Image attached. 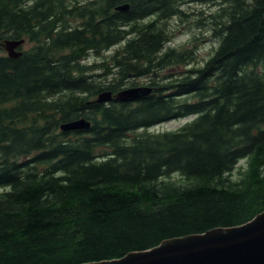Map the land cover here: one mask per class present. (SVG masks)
<instances>
[{"label": "trees", "instance_id": "16d2710c", "mask_svg": "<svg viewBox=\"0 0 264 264\" xmlns=\"http://www.w3.org/2000/svg\"><path fill=\"white\" fill-rule=\"evenodd\" d=\"M215 1L218 46L166 73L196 59L197 37L168 46L186 0H0V264L118 259L264 211V0ZM138 77L150 95L97 102Z\"/></svg>", "mask_w": 264, "mask_h": 264}, {"label": "water", "instance_id": "95a60500", "mask_svg": "<svg viewBox=\"0 0 264 264\" xmlns=\"http://www.w3.org/2000/svg\"><path fill=\"white\" fill-rule=\"evenodd\" d=\"M129 4L116 7L127 11ZM25 39H7L5 50L10 57H19L23 51L18 48ZM153 91L151 86H132L116 95L111 90L101 92L99 103L137 101ZM91 120L80 117L61 125L62 131L87 130ZM83 264H264V211L251 221L233 227H217L203 233L189 234L164 240L156 247L129 252L125 256L100 262Z\"/></svg>", "mask_w": 264, "mask_h": 264}, {"label": "rangeland", "instance_id": "374dc122", "mask_svg": "<svg viewBox=\"0 0 264 264\" xmlns=\"http://www.w3.org/2000/svg\"><path fill=\"white\" fill-rule=\"evenodd\" d=\"M183 9L185 14L175 17L171 23V31L173 33L172 41L168 44L170 47H181L188 45L192 40L197 37V49H196V59L186 68L180 69H166V73H179L182 71H187L193 67H202L206 60L210 57L212 50L216 48L219 44L220 38L213 32V18L212 14L217 13L222 5H219L215 0L199 1V0H186L183 4ZM34 44L30 41H26L23 45L25 50L31 48ZM120 46H114L111 50L105 53V56H109L116 51ZM5 49V47H4ZM7 53V51H4ZM95 57H90L88 63H93ZM88 61V60H87ZM86 61V62H87ZM104 70L98 72L103 73ZM149 83L148 78L138 77L131 78L126 86L135 84V86L144 85ZM184 99L193 100L192 96H187ZM195 116H188L184 118L172 119L149 128V132H163L170 131L180 128L187 121L194 119ZM144 132V130L138 131V133ZM246 168V160H241L237 164V168L232 174L231 178L237 180L240 177V171ZM173 179L180 180V176L177 174L173 175ZM1 192V189H0Z\"/></svg>", "mask_w": 264, "mask_h": 264}, {"label": "flooded vegetation", "instance_id": "af4514ba", "mask_svg": "<svg viewBox=\"0 0 264 264\" xmlns=\"http://www.w3.org/2000/svg\"><path fill=\"white\" fill-rule=\"evenodd\" d=\"M25 43H26V42H25ZM25 43H24V44H25ZM24 44H23V45H24ZM23 45H22V46H20L18 49H19V50H21L20 48H21V47L23 48ZM146 85H147V86H151V85H149V83H147V84H144V85H142V86H146ZM151 87H152V86H151ZM152 88H153V87H152Z\"/></svg>", "mask_w": 264, "mask_h": 264}]
</instances>
